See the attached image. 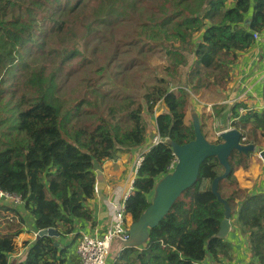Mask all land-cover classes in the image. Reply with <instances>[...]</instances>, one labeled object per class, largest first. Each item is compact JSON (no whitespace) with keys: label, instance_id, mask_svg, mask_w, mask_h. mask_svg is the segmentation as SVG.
<instances>
[{"label":"trees","instance_id":"16d2710c","mask_svg":"<svg viewBox=\"0 0 264 264\" xmlns=\"http://www.w3.org/2000/svg\"><path fill=\"white\" fill-rule=\"evenodd\" d=\"M147 1L0 0V188L23 201L0 203V264H9L23 231L20 207L31 215L35 231L54 228L73 239L56 246L55 238L37 236L17 264H78L69 248L80 235L77 222L93 224L87 201L94 195L95 163L142 146L148 130L144 113L153 115L159 104L163 109L155 124L163 141L141 154L125 200V212L137 220L150 204L156 180L175 160L165 139L183 144L194 137L192 124L184 121L191 95L224 88L237 53L251 46L252 31L264 27V0H150L152 8L145 7ZM72 15L74 27L80 24L85 36L92 35L85 44L117 23L122 28L128 23L133 32L122 47L116 39L95 70H84L88 92L76 101L61 99L60 92L65 75L79 72H64L78 49L65 52L53 45L56 36L65 37L63 45L67 34L74 35L65 20ZM46 58L53 63L49 71ZM133 68V87L121 86V95L105 88L106 72L118 80ZM211 108L208 120L226 109ZM228 113L242 143L264 140V108L257 112L238 101ZM199 119L209 140L203 131L207 120ZM252 154L231 153V170L217 190L231 208V222L247 237L250 259L264 264V189L250 193L234 174L248 166ZM222 172L216 157H207L196 181L150 230L147 244L120 248L111 264H204L206 257H230V242L215 236L223 205L211 182Z\"/></svg>","mask_w":264,"mask_h":264},{"label":"crops","instance_id":"0c3cea01","mask_svg":"<svg viewBox=\"0 0 264 264\" xmlns=\"http://www.w3.org/2000/svg\"><path fill=\"white\" fill-rule=\"evenodd\" d=\"M263 86H264V37L254 41L251 46L243 51L237 53V58L231 67L230 80L224 88L210 89L206 97L210 94H215V99L203 102L200 107L207 104L211 106L226 107L220 115L217 116L219 124H228L230 127L232 117H229V107L234 102H243L248 109L261 112L264 108L263 100ZM200 97V96H199ZM194 96L196 100L199 98ZM191 98L188 108L185 111L184 121L186 124L191 123V112L198 113L197 104ZM193 108V109H192ZM162 107L157 111H162ZM197 110V111H196ZM212 111V108H211ZM157 115V114H156ZM190 118V121L188 122ZM154 121L155 131V116L152 115ZM149 131L146 132V139ZM154 135V132H153ZM151 136V138L153 137ZM151 140V139H150ZM149 143L144 147L131 151H118L116 157L113 159H104L101 162H96L93 168L95 183L98 186V193L94 194L91 199L87 201L89 208L93 212V224L90 222H77L79 225L77 231L82 234H94L104 231L110 220V201L120 202L122 197L129 191L132 183L136 177L137 170L134 168L136 160L131 157V153L139 155L142 151H147ZM264 149V146L257 148V151ZM143 152V153H144ZM142 153V154H143ZM141 155V154H140ZM250 156L247 167H238L234 174L237 178L238 184L241 188L246 189L248 192L256 194L264 189V162L256 155ZM138 158V157H137ZM132 191H129L128 195ZM152 194V193H151ZM18 213L24 219L23 231L16 237V249L9 255V264H17L18 261L23 260L27 251V247L37 237L33 229V220L31 215L23 208H17ZM2 215L0 213V220L2 222ZM231 230L227 240L231 245L230 257L221 256L217 260H212L206 257L203 261L204 264H258L257 261L250 259V252L246 235L240 233L238 227L231 222ZM59 244H64L66 240L73 239V235H68L66 238H55ZM28 244V245H27ZM69 255L72 260L78 263L77 255L75 252V239L72 246L69 248ZM73 261L70 260V263ZM112 262V261H111ZM108 260V263H111Z\"/></svg>","mask_w":264,"mask_h":264},{"label":"water","instance_id":"95a60500","mask_svg":"<svg viewBox=\"0 0 264 264\" xmlns=\"http://www.w3.org/2000/svg\"><path fill=\"white\" fill-rule=\"evenodd\" d=\"M191 124L194 131L193 139L183 144L175 143L170 139L165 141L174 155V167L156 180L150 204L137 220L130 222L129 237L123 242L122 248H140L147 244L150 230L168 213L172 204L181 193L196 181L201 163L211 156L216 157L219 164L223 167V172L211 182V192L223 205V217L215 236L218 238L228 237L232 227L230 220L231 208L217 190L218 181L229 174L231 170L229 157L234 150L238 153L246 154L254 152L255 145L253 142L242 143L241 131L232 127L219 132V142H210L201 131L200 119L195 111L191 112ZM257 155L264 162V149L259 150ZM37 236L58 238L59 233L54 228H45L37 230ZM54 244L60 246L56 240Z\"/></svg>","mask_w":264,"mask_h":264},{"label":"rangeland","instance_id":"374dc122","mask_svg":"<svg viewBox=\"0 0 264 264\" xmlns=\"http://www.w3.org/2000/svg\"><path fill=\"white\" fill-rule=\"evenodd\" d=\"M152 6L153 4L150 0L145 3V7L152 8ZM73 19V15L71 17L65 18L67 22V27H71L76 30L74 35L67 34V42L63 45L61 44V40H63L65 37L62 34L56 36L55 43L53 45L59 50L64 47L65 52H71L73 50V47H77L78 49V52L75 55L71 56V58L65 62L64 72L69 73L76 68L79 69V72H75L70 75H65V81H63V90L60 92L61 99L67 100V98H70L76 101L78 98L83 96L85 92H88L86 88V80L88 78V75L84 72V70L87 68H89L90 70H95V67L98 64L104 63L102 59L104 58L105 54L109 52V49L113 47L117 41L121 42L119 45L120 47H122V45L133 36V32L131 31V26L128 23H125L124 28H122V25L120 23H117L113 26H110L109 28H105L106 35L101 30L99 33V37L96 41L85 44L91 39L92 35L85 36L84 28L80 24H78L77 27H74ZM116 39L117 41H115ZM46 61L47 62L45 63V65L48 67L49 71L53 63L49 62L48 58H46ZM155 61V59H152L149 64L152 65V63ZM82 62L83 65H81ZM88 62H90L91 64L88 65ZM135 71L136 68L131 69L130 73L126 75L125 78L122 79L121 77H119L118 80H114L113 77L109 75L108 72H106L102 81L109 82V84L106 85L105 88H112V93H118L121 95L122 92L119 91L121 86H125L127 89H130L135 84L133 78V74L135 73ZM208 91H205L203 95H201L196 100L193 98V95H191V98H193V102L197 104L196 107L198 108V116L201 115L202 118H205L207 120L205 126L203 127V131L207 135L208 139L212 141L216 140L219 137L218 134L221 130L228 128V124H219V122L216 120L217 117L214 118V120H208V114H210L209 111L211 110V108H209L207 104L203 105V108L200 107L203 102H207L206 99H208L209 101L215 99V94H210V97L205 98V94ZM158 107H161V105H159ZM144 117L147 120L149 134L147 135V139H145V142L142 145L143 147L148 143L150 144V139H152L151 136L154 132V121L152 119V115L144 113ZM189 121L190 118L188 122ZM260 146H264V140L262 139H258L255 142V151L253 152V154H255L253 155L255 159L258 153L257 148ZM143 152L144 151L140 152V154H142ZM138 156H133V154L131 153V157L134 158V160H136ZM120 247L121 243L117 241L113 242V246L111 248L110 256L108 259L110 260V262L116 256Z\"/></svg>","mask_w":264,"mask_h":264},{"label":"built area","instance_id":"2783aa9c","mask_svg":"<svg viewBox=\"0 0 264 264\" xmlns=\"http://www.w3.org/2000/svg\"><path fill=\"white\" fill-rule=\"evenodd\" d=\"M262 37H264V27L261 30L252 31L253 42L259 40ZM158 106L159 104L154 107L153 115L155 117L157 116V111H159V108H161ZM157 132V128H155L149 147L158 144L160 141H163ZM242 139L244 140V138ZM141 160L142 155H139L134 166L136 170L139 167ZM174 164L175 160L170 165L169 171L173 169ZM132 190L133 186L130 187L129 191ZM129 191L122 197L120 202L110 201V220L107 228L104 231L94 234L82 233L77 238H75V252L78 259V264H109L108 259L113 242L117 241L121 243L120 248H122L123 242L129 237L128 230L131 222L130 217L125 212V200ZM96 193H98V186L95 183L94 194ZM0 203L8 206H20L23 204V201L19 195L0 188ZM35 236L37 237V231H35Z\"/></svg>","mask_w":264,"mask_h":264},{"label":"bare ground","instance_id":"6f19581e","mask_svg":"<svg viewBox=\"0 0 264 264\" xmlns=\"http://www.w3.org/2000/svg\"><path fill=\"white\" fill-rule=\"evenodd\" d=\"M243 141V139H241V142Z\"/></svg>","mask_w":264,"mask_h":264}]
</instances>
